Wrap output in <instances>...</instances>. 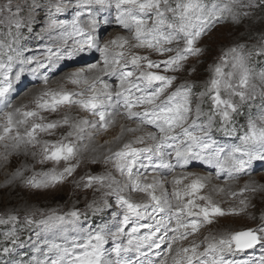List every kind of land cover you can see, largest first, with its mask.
I'll use <instances>...</instances> for the list:
<instances>
[{
  "label": "snow or ice",
  "instance_id": "6c2138e0",
  "mask_svg": "<svg viewBox=\"0 0 264 264\" xmlns=\"http://www.w3.org/2000/svg\"><path fill=\"white\" fill-rule=\"evenodd\" d=\"M237 2L238 0H229L228 4L217 11L216 5H212L209 9L204 0H76L77 7L82 10L98 11L101 8L111 9L114 6L117 23L126 29L134 27L137 47L154 50L160 56L175 52L174 55L167 56L163 61H154L141 54L128 57V54L124 51L115 53L110 57L107 45L101 50L104 54L105 71H116L121 61L125 60L126 57H128L126 63H131L133 68L143 69L137 76L134 71L126 70V64L120 68L119 95L123 97V103L127 110L126 114L130 118L143 115L147 123L159 127L163 135L159 139L158 146L167 145L170 140H175L177 138L175 130L182 128V135L191 144L183 150L180 149L179 145H176V154L178 157L184 158L185 162L192 146H199L202 150L209 147L207 143H201V137L190 129L183 127L191 110V87L182 86L181 89L161 104L160 98L172 86L175 77L159 74L157 71H152V69H159L160 64L163 63L166 73L175 72L183 67L189 56L200 55L202 49L197 47L196 43L205 28L210 26L211 19L219 16L223 11H231L230 4H237ZM53 7L57 13L64 11V0H58ZM149 14L152 16L151 23L148 20ZM80 15L81 11H77L71 22L72 30L61 35L60 40L63 43H67L68 39L72 37H79L83 34L84 30L79 24ZM15 23L17 28L21 27V21L16 20ZM91 23L94 25L95 20L93 19ZM53 26L56 25L53 24ZM60 26L63 27V25ZM90 43L91 40L76 39L73 42V48L83 47ZM126 44L127 41L123 37L112 41V46L120 49H124ZM174 44L180 45V47H169V45ZM48 51L51 55L52 49ZM256 52L264 54V46L256 49ZM252 54L249 53L248 55ZM248 55L244 54L243 46L230 49L221 58L220 63L214 66L213 76L207 81L206 90L211 94L213 104L225 121L230 120L232 113L238 110V105L233 102L231 97L238 96L242 101L247 99V89L250 81ZM13 59V56H8L9 62ZM23 62L27 63V61ZM229 62H231L233 71L226 73L224 65ZM23 72L24 70L21 68L13 76L10 63L0 60V104L9 105V94L13 90V84L21 80ZM260 76L264 79V73H260ZM73 82L79 81L73 80ZM85 82L87 81L85 80ZM154 82H159V86L153 87ZM141 84H143V87H141ZM133 89L143 94L133 95ZM222 91L228 93L227 99L222 98ZM176 97H182V102L176 103ZM72 103H78L85 110L97 113L101 121L106 120L107 114L99 111L103 101L100 99V94L97 93L95 85L91 86L90 94L86 98L78 101L73 99L72 93L62 90H46L36 97V109L25 110L24 107H19L14 111L5 113V121L0 124V142L11 137L15 141L12 145L13 148L40 142L37 139L40 133H50L62 123L66 124L68 122L67 119L41 122L44 118L40 115V112H55L59 107ZM136 108H144L145 110L141 114L134 111ZM197 112H199V109H197ZM17 117L21 118L17 119ZM257 119L264 121V114ZM29 122H31V126L27 127ZM21 125L26 126L23 132L20 131ZM105 127H107V123H105ZM142 140L143 138H139L137 142H142ZM242 142L246 145H259L260 148L257 150H242L237 147L233 150L232 170L237 173L245 172L251 168L254 162H264V125H259L256 120H249L248 130ZM41 151L45 160L53 162L70 160L75 154L74 146L63 140L55 143L43 141ZM140 151L142 150L128 144L116 154L118 157L117 166L129 177L133 175V169ZM236 153L240 155L236 156ZM72 170L71 168L65 169V173H70ZM65 173H56L53 170L52 173L48 174L49 180L47 182H60L63 180ZM184 179V177L177 178L174 183L177 185L183 184ZM94 181L100 182L101 178H88L89 185ZM30 183L38 185L40 182L33 177ZM133 186L142 191H148L154 187V185L143 184L137 179L133 180ZM204 187L203 178H197L192 180L190 184L176 188L174 190L175 204L171 200H162L154 194H150L151 205L140 204L120 196L119 200L125 211L123 220L119 222L117 230L112 233V239L120 241L122 236H127L128 239L126 244L118 242L110 250L115 253L116 257L110 264H155L142 249L145 247L149 249L159 248L165 242L167 243L168 255L158 253L161 256L159 264H194L195 261H198V264H233L232 261L224 259L225 253L237 249L252 248L257 243L264 241V236L261 235L264 233V227H261L228 233L224 236L209 233L199 243L193 241L188 246H183V242L189 236L199 233L206 225H212L217 217L237 212L236 208H229L226 212L214 203L210 197L201 194ZM249 190V186L246 185L241 192L232 195L241 196L244 191ZM240 203L246 206L245 200L242 199ZM157 214H162L159 219L156 218ZM73 215L75 216L77 213H73ZM133 217L141 219L151 217L153 224L145 226L150 229V232L145 235H138L139 227H132L130 232H125L124 226L128 225ZM10 219H14V217H10ZM162 229L163 235L159 239H155L157 233ZM169 231L173 233L171 236L168 235ZM8 238L15 240V233H9ZM106 240L105 231L100 229L95 233H89L83 243L74 242V247L51 244L50 251L54 250L57 253L52 264H62L66 258L67 264H105L104 246ZM201 244L205 245L203 251L200 250ZM78 249L80 250L79 253ZM4 251L8 252L10 249L4 248ZM132 252L137 253L139 257H144V259L133 262L128 255ZM37 264H48V262L46 260L37 261ZM235 264H240V262H235ZM260 264H264V257H261Z\"/></svg>",
  "mask_w": 264,
  "mask_h": 264
},
{
  "label": "clouds",
  "instance_id": "9594fccd",
  "mask_svg": "<svg viewBox=\"0 0 264 264\" xmlns=\"http://www.w3.org/2000/svg\"><path fill=\"white\" fill-rule=\"evenodd\" d=\"M260 2L264 3V0H260ZM255 3L256 0H238L237 2L242 8H246ZM105 12L107 15H104ZM238 15L255 19L252 12L234 13L233 18L237 23H240V20L237 18ZM93 19L95 20L94 25L91 23ZM113 22L118 24L116 19L115 21L112 19L111 9L101 8L98 11H92V15L89 18L85 20L79 19L80 27L84 30L83 34L79 36V39L91 40L90 44L74 49L73 43L68 44V41L67 43L61 41L53 45L56 48L55 52L52 51V54L49 55L48 51V54L45 56L37 57L36 66L27 69L30 73L40 74L46 90H62L72 93L73 99L76 101L86 98L90 94L91 86L95 85V89L97 93L100 94V99L103 101L99 111L107 114L106 120L101 121L97 113L85 110L78 103L68 104L57 109L59 110L57 113L59 118L56 119V121H63L65 119L68 121L66 124L62 123L56 128L61 133L57 141L63 140L74 146L75 154L70 160L60 162L45 160L41 151L42 142L48 140L41 139L39 140L40 142L36 144L23 145L25 155L27 156L30 153L31 162L23 163L22 167L13 174L18 181V185L28 192L39 190L51 194L68 191L71 206L68 207L67 210H65L64 207L32 208L28 206L26 201L25 204L21 206V209L18 210V215H11L10 217H14V219H10L9 217V220L16 222L19 219V213L22 212L25 225L39 229L36 234L37 241H42L44 244L48 245L47 252L53 253L55 255L54 259H56L57 253L54 250L50 251L51 244H57L63 247H74V242H77L75 237L81 236L86 232L87 236L91 233L88 232L87 228L83 225V220L89 219L88 213L96 215L104 212L106 209L112 208L113 204L110 203V198H114L115 204L120 208H123L119 200L120 196H124L140 204L151 205L152 200L150 194H154L162 200H171L173 204H175L174 190L176 188L190 184L194 179L203 178V183L205 184L203 195L210 197L211 200L218 205L227 203L229 198L233 196L232 194L237 193V189L241 188L239 184L241 173L232 170L234 160L233 150L237 147L242 150H257L260 148L259 145H246L242 142L246 131H244L243 126L238 128L237 124L239 123V117L245 116L247 125L249 120H256L259 125H264V121L257 119L264 114V79L260 76V73H264V71L255 73L253 68L248 64V68L250 69V81L247 89V99L242 101L238 96H232L231 99L238 105V110L232 113L230 120L225 121L219 115V110L213 104L211 94L206 90L207 82L203 86V91H193L197 85L193 80L189 79V77L197 73V68L196 66H192L190 69H187L185 67L187 61L182 68L169 75L174 76L175 79L172 86L168 88L160 98V103L163 104L167 101L168 98L172 96L173 93L177 92V90L181 89L182 86H190L191 110L188 113V118L184 122L183 127L190 129L201 137V143H207L209 147L202 150L199 146H192L185 162L184 158L178 157L176 154V145H179L180 149L183 150L188 148L191 144V142L182 135V128H177L175 130V135L177 137L175 140H170L167 145L158 146L159 139L163 135L159 127L147 123L143 115L137 116L135 119L130 118L126 114L127 110L123 103V97L119 95L120 68L124 67L126 64V70L131 67V70L138 76L139 72L143 69L133 68L131 63L126 62L128 57L138 54V51L144 48L136 46L137 40L135 38L136 34L134 27L127 29L126 33L123 32V29L126 28L121 27V30H113L107 35L102 34L100 29L104 26L111 25ZM63 27H66V25H63ZM119 37H123L127 41L124 49L112 46V41ZM106 45L109 48L108 55L110 57L121 51L128 54V57L121 61L114 72L104 70V54L101 50L104 49ZM240 46H243L245 55L253 53L252 55H248V61L251 60L257 49L255 45L252 46V49L245 51V46L243 44H237L235 47L229 48L228 51ZM262 46H264V42L261 43L260 47ZM177 47H180V45L173 46V48ZM49 49L52 48L50 47ZM201 49L203 53L205 49ZM152 51L155 53L154 50ZM172 53L175 54V52ZM65 60L87 66L77 67L71 70L69 65L64 64ZM23 61H27V63ZM23 61L22 63L25 66L31 63V60ZM61 65H64L63 69ZM227 66V64L224 65V67ZM45 68L47 71L43 72L42 70ZM22 69L24 71L26 70V68ZM232 71L233 69L231 67L228 72ZM185 72L188 73L187 76L183 75ZM177 73L180 75L178 76ZM104 77H108L109 79L105 80ZM113 78L117 81L116 83L109 82ZM73 80L79 82L74 83ZM85 80L87 82H85ZM180 80H182V82H177ZM174 84V90L169 91V89L173 88ZM51 85H54V87ZM141 86L143 87V84H141ZM202 93L203 95H201ZM142 94L143 93L140 95ZM226 94L228 98V93ZM133 95H136V92H134ZM180 102H182V97H176V103ZM32 103L35 104V99ZM245 105H248L247 115L244 110ZM0 106H2V104H0ZM8 107L11 111L19 108L11 104H9ZM253 107L258 110V114L254 117L251 114V109ZM197 109H199V112H197ZM57 110L55 112H57ZM144 110V108L134 109V111L141 114ZM3 118H5V114ZM20 118L21 117H17V119ZM44 121L45 118L41 122ZM105 123H107V127H105ZM147 125H154L157 131L148 130ZM194 125L196 126L194 127ZM30 126L31 122H29L27 127ZM25 127V125H21L20 129L24 131ZM238 132L243 134L239 136L237 143H233L226 139L227 137H236ZM153 137H155V139H153ZM139 138H143L142 142H137ZM14 143L15 141L13 139L10 141L5 140L4 148H13L12 145ZM128 144L142 150L137 156L134 166L136 171L133 172L132 177L122 172L117 166L118 157L116 154ZM239 155V153H236V156ZM201 164L208 169L207 172H201L195 168L189 171L193 165ZM97 165H99L100 170L94 172L93 168ZM37 166H40V171L35 170ZM45 166H48L47 170H44ZM68 168L73 170L70 173H65V169ZM141 169H143V171H141ZM149 169H151V171H149ZM53 170H55L56 173H65L62 181L57 183L47 182L49 180L48 174L52 173ZM225 173L227 174V179L222 181L220 177ZM33 177L36 181L40 182L38 185L30 183ZM89 177H98L101 178V181H94L89 185ZM180 177L185 178L183 184H175L174 181ZM134 179L139 180L143 184L154 185V187L148 191L137 190L133 186ZM246 185L249 186L250 192L264 191V185L253 187L252 184L246 183L243 185V188H245ZM13 186L15 187L16 185ZM81 195L83 196V200L79 198ZM237 200H239L237 207L240 208L242 205L240 201L242 199L237 196ZM67 203L68 202H66V205ZM78 204H82L83 207L78 208ZM240 209L244 211V208ZM73 213H77V215L74 216ZM116 215H118V213L114 212L113 217ZM249 218L254 219V217L251 216ZM5 222L6 221L0 218V223ZM260 222L264 223V213H262L260 217ZM100 229L105 231L107 243L109 239H112V233L114 232L110 231L107 225L100 226L99 230ZM213 231H216L217 236L239 232L235 231L231 225L226 227L224 224L220 223V221H217L216 228L209 230L208 234ZM261 235L264 236V233ZM49 237H52V239H49ZM205 237L206 236H204V238ZM56 239L64 240L65 243H56L54 242ZM196 239H199V237ZM16 240H19L18 236ZM193 241H195V239ZM193 241H190V243ZM10 251H12V249H10ZM36 251H40L39 243L37 244ZM104 251L105 264H110V262L115 259L111 256L110 250L104 248ZM54 259L51 260V264ZM12 264H21V262L14 260ZM24 264H37V261L33 258L25 261ZM62 264H67V258Z\"/></svg>",
  "mask_w": 264,
  "mask_h": 264
},
{
  "label": "rangeland",
  "instance_id": "374dc122",
  "mask_svg": "<svg viewBox=\"0 0 264 264\" xmlns=\"http://www.w3.org/2000/svg\"><path fill=\"white\" fill-rule=\"evenodd\" d=\"M57 2L58 0H0V60L5 63H10L13 67L17 64H23L22 61L24 59L22 51L26 52L28 43H34L35 47L32 48L33 51L25 57V60H31V63H37V57H43L48 54L50 46L47 45L46 38L48 39V37L53 36L56 40L61 42L60 37L62 34L66 33L65 29L69 27L68 23L74 19L76 12L80 10L77 7L76 0H64L65 8L64 11H62L64 14L62 12L57 13L53 7ZM204 3L209 9H211L212 5H216V10L219 11L225 4L229 3V0H204ZM173 6L175 5L173 4ZM230 7L231 11H223L219 16H215L211 19L210 26L205 28L200 39L197 41L196 46L204 48V52L198 56L188 57L185 67L190 69L192 66H196L197 68V73L189 77V79L193 80L197 85L193 91L204 90V84L213 76L214 66L220 63L221 57H224L229 48L235 47L237 44H243L245 46V51L252 49L253 45L259 49L261 43L264 42V3H261L260 0H256L255 4L246 8H242L239 4H230ZM88 11L86 9V13H88L87 17L84 15L85 12L81 13L80 17L83 16L86 19L89 18L92 15H89L92 13V10L88 9ZM111 12L112 19H114L116 13L114 6L111 8ZM243 12H252L255 19L238 15L237 18L240 20V23H237L233 18V14H240ZM104 15H107V13L105 12ZM16 20L21 21V27H16ZM148 20L149 23H151V14H149ZM53 24L56 26H53ZM61 24L66 25V27H60L59 25ZM105 27H108L109 29L104 33V35H107L109 32L115 30V24L113 23L112 25ZM71 30L72 29H69L68 32ZM36 41H39L40 44H36ZM174 45H169V47H173ZM20 48H22V51H20ZM37 53V57L31 58ZM138 54L146 55L154 61H163L167 58V56L174 55V53H167L164 56H160L147 48L139 50ZM9 55L14 57V59L10 62L8 61ZM262 60L263 63H260ZM248 64L253 68L255 73L264 71V54L256 52L252 59L248 61ZM227 65V67H224V71L226 73L231 69V62ZM82 66L86 67L87 65L69 66V68L74 70L75 68ZM32 67L35 66L30 64L23 68H26L25 71H27L28 68ZM164 67L165 65L161 63L159 69H152V71H157L159 74L171 75L172 72L166 73L164 71ZM42 71L46 72L47 69L45 68ZM177 75L179 76L180 74L177 73ZM183 75L187 76L188 73L185 72ZM26 80L29 79H25L24 82ZM177 82H182V80ZM42 83L43 81H40L38 85H33V87H29L27 90L30 88H37L41 94L46 90L44 84ZM51 86L54 87V85ZM174 87L175 84L173 85V88ZM39 93L35 92L31 95H25L23 97H21L22 94H20L15 101L11 102V105H14L15 107L26 106L24 107L25 110H34L36 105L32 103V101L40 95ZM212 94L214 95V93ZM222 98L227 99V94L223 91ZM247 109L248 105H245L244 110L246 115ZM4 110V106H0V111L3 112ZM8 111H11V109L9 108L7 112ZM58 111L59 110H57V112L41 111L40 115L45 118L44 122H50L59 118L57 114ZM251 114L254 117L258 114V110L253 107L251 109ZM3 117L4 115H0V118ZM239 120L243 121V126L247 124L245 116L239 117ZM4 121L5 118L0 119V124L4 123ZM147 128L152 131L149 126H147ZM20 131L23 132V129H20ZM60 134L59 130L54 129L50 133H40L37 139L48 140L55 143ZM10 140L11 137H9L6 141ZM4 144L5 141L0 142V218L6 222L0 223V229L4 228L3 233L0 234V254L8 256L11 262L14 260L20 261L21 264H24L25 261L33 258H35L36 261L47 260L48 264H51V260L55 258V255L47 252V244H44L42 241H37L36 234L39 229L25 225L22 212L19 213V219L16 222L10 221L9 217L11 215H18V210L21 209V206L24 205L26 201L28 206L32 208L64 207L65 210H67V208L71 206V202L69 201V192L63 191L49 194L39 190L28 192L27 190L21 188L13 174L22 167L23 163L31 162L30 153L27 156L25 155L23 145L15 149L11 147L5 149ZM48 166H45L44 170H47ZM35 170L40 171V166H37ZM99 170V165L93 168L94 172H98ZM191 170L193 169H189V171ZM255 170L257 171H252L251 174L240 178L239 184L241 188L237 189V193L244 189L243 185L246 183L252 184L253 187L264 185V163L258 164ZM133 171L135 172L136 169L134 168ZM141 171H143V169H141ZM149 171H151V169H149ZM13 185L16 186L14 187ZM201 194H204V190ZM239 197L241 199H245L246 201V206H240V208H244V211H240V208L237 207L239 204L237 196L230 197L227 203L220 204L219 206L226 212L229 208H236L237 212L235 214L229 213L223 217H217L212 225H206L199 233L189 236L187 240L183 242V246H188L190 241H193L194 239L197 243L202 241L204 236L208 235L209 230L216 228L217 221H220V223L224 224L226 227L231 225L235 231H247L249 229L264 227V223L260 222V217L262 213H264V191H244L243 195ZM79 198L83 200L82 195ZM66 202H68L67 205ZM110 203L113 204V207L106 209L102 213H98L96 215L88 213L89 219L83 220V225L87 228L88 232L95 233L102 225H107L108 229L112 232L117 230L119 222L123 220V216L121 217V215L124 214V209L115 204L114 198H110ZM77 207L81 208L83 205L78 204ZM114 212L118 213L115 217H113ZM250 216L254 217V219H250ZM92 217L94 223L92 222ZM156 217L158 219L160 218L159 215ZM8 226H10V228H7ZM128 226L129 224L124 226L125 232L131 231ZM144 226L146 225H141L139 227L138 235H145L148 231H150L148 227L146 228ZM9 233H15V237L18 236L19 240L9 239ZM169 233L170 236L173 234L171 231H169ZM212 234L216 235V231H213ZM258 235H260V233H258ZM197 237H199V239H196ZM86 238L87 232L81 236L75 237L78 243H83ZM49 239H52V237H49ZM127 239V236H122L120 241H114V243L110 244V246H106V250H111L118 242L126 244ZM54 242L60 244L65 243V241L61 239H56ZM38 243L40 246L39 252L36 251ZM204 247L205 245L201 244L200 250L203 251ZM263 247L264 241H261L259 245L245 252H241L239 250L227 252L224 254V259L226 261H232L233 264H235V262H240V264H252L253 255L261 253ZM4 248L12 249V251L5 252ZM155 249L156 248H148V251L151 252ZM79 251L80 250L78 249V253ZM160 252V254H162L163 250H160ZM128 255L130 259H132L134 255L139 257L135 252L129 253ZM163 255H168L167 246ZM111 256L114 259L116 258L114 252H111ZM153 261L155 264H159V260ZM8 263L9 262L7 260L0 262V264ZM194 264H198V261H195Z\"/></svg>",
  "mask_w": 264,
  "mask_h": 264
},
{
  "label": "bare ground",
  "instance_id": "6f19581e",
  "mask_svg": "<svg viewBox=\"0 0 264 264\" xmlns=\"http://www.w3.org/2000/svg\"><path fill=\"white\" fill-rule=\"evenodd\" d=\"M97 7H99V6H97ZM80 11H81V13H84V15H85V17H87V15H88V13H86V9H79ZM87 11H88V9H87ZM88 12H90V11H88ZM63 14H64V12H62ZM67 13V12H66ZM92 13H90L89 15H91ZM85 17H83V16H81V19L80 20H85L86 18ZM113 21H115V19H113ZM72 22V21H71ZM71 22L70 23H68V25H69V27L67 28V29H65L66 30V33L68 32V30L69 29H71ZM113 24H115V30H121V27L122 26H120L119 24H116V23H114L113 22ZM112 25V24H111ZM112 27V26H111ZM109 28L108 27H102L101 29H100V31H101V33L102 34H104L107 30H108ZM127 31V29H123V32H126ZM76 39H79V37H72V38H70V39H68V44H72L73 42H74V40H76ZM46 43H47V45H49L51 48H52V51L53 52H55L56 51V48L53 46L54 44H58V43H60L58 40H56L53 36H50V37H48V39L46 38ZM36 44H40V42L39 41H36ZM33 47H35L34 46V43H28V45H27V50H26V52H24V55H23V59L25 60V57L28 55V54H30V52L31 51H33L32 50V48ZM22 50V49H21ZM40 50V49H39ZM38 56V53L37 54H35L33 57H31V58H35V57H37ZM31 58H28V59H31ZM30 64H33L34 66H36V62H33V63H30ZM29 64V65H30ZM64 64H66V65H69L70 67H72V66H79L80 64H75V63H71V62H69V61H67V60H65L64 61ZM11 65V64H10ZM28 66V65H27ZM23 67H26L24 64H17L15 67H13L12 65H11V68H12V71H13V73H12V75L14 76L15 75V73L17 72V71H19L21 68H23ZM61 68L63 69L64 68V65H61ZM127 70H129V71H131V68H128ZM25 79H29V80H26L25 82H24V80ZM104 79H106V80H108L109 78L108 77H105ZM40 81H43L42 79H41V76H40V74L39 73H30V72H28V71H24L23 72V75H22V77H21V80L20 81H18V82H14V84H13V90L10 92V94H9V100H8V103L9 104H11V102L12 101H15L16 100V98L20 95V94H22L25 90H27L29 87H33V85H38L39 83H40ZM110 83H116L117 81L115 80V78H113L111 81H109ZM21 84H23V85H21ZM42 84H44V82L42 83ZM21 85V86H20ZM20 86V87H19ZM159 86V82H154V85H153V87H158ZM19 87V88H18ZM142 87V86H141ZM39 88V87H38ZM151 90V89H150ZM171 90H174V88H172V89H169V91H171ZM35 92H38L39 93V90L37 89V88H30L29 90H27L25 93H23L22 95H21V97H23V96H25V95H31V94H33V93H35ZM133 92H136L135 91V89H133ZM40 94V93H39ZM141 93L140 92H136V95H140ZM29 100V99H28ZM33 100V99H32ZM14 106V105H13ZM9 109V107L8 106H5V110L3 111V112H1L0 111V115H4L5 114V112H7V110ZM133 119H135V118H133ZM147 126H149V128L152 130V131H157V129L153 126V125H147ZM24 154V153H23ZM12 156V155H11ZM10 156V157H11ZM260 163H264V162H254L253 163V165L251 166V168H249V169H247L245 172H243V173H241L240 174V178L241 177H243V176H246V175H248V174H251V172L253 171H257V170H255V168H256V166L258 165V164H260ZM193 168H195L196 170H198V171H202V172H207L208 171V169L204 166V165H193L192 166V168H190V169H193ZM259 171V170H258ZM260 178V177H259ZM220 179L221 180H225V179H227V174L225 173L224 175H222L221 177H220ZM261 180V179H260ZM9 181V180H8ZM124 215V214H123ZM123 215H121V217L123 216ZM160 216V215H162V214H157L156 216ZM157 218V217H156ZM135 219V220H134ZM158 219V218H157ZM129 226H128V228L129 229H132V227H140L141 225H152L153 224V220H152V218L151 217H145V218H137V217H133L132 218V220H130L129 221ZM145 227V226H144ZM147 228V227H146ZM150 231H148L146 234H148ZM139 234V233H138ZM161 235H163V229L159 232V233H157V236L155 237V239H159V237L161 236ZM168 235L170 236V233H168ZM110 240V239H109ZM108 240V242L105 244V249H106V246H110V244H113L114 243V240H110L109 241ZM166 246H167V243L165 242V243H163V244H161V247L160 248H156L155 250H152L151 252L150 251H148V248L146 247L144 250L142 249V251H144L145 253H146V255L147 256H149L152 260H160V258H161V256L160 255H158V253L160 254L161 252H160V250H163V253L162 254H164V250H165V248H166ZM261 257H264V247H263V250H262V252L261 253H258V254H254L253 255V259H252V264H260V259H261ZM138 259H140V260H142V259H144V257H137V255H134V257L131 259L133 262H135V261H137ZM256 260H258V261H256Z\"/></svg>",
  "mask_w": 264,
  "mask_h": 264
},
{
  "label": "trees",
  "instance_id": "16d2710c",
  "mask_svg": "<svg viewBox=\"0 0 264 264\" xmlns=\"http://www.w3.org/2000/svg\"><path fill=\"white\" fill-rule=\"evenodd\" d=\"M260 63H263V60H262V62H260ZM20 226H22V225H20ZM7 228H10V226H8ZM3 229H4V228H3ZM3 229H0V234L3 233Z\"/></svg>",
  "mask_w": 264,
  "mask_h": 264
}]
</instances>
